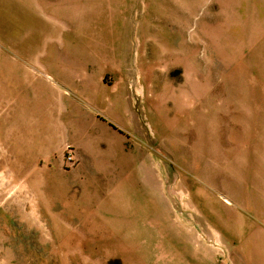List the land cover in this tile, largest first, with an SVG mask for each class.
<instances>
[{"label":"rangeland","instance_id":"1","mask_svg":"<svg viewBox=\"0 0 264 264\" xmlns=\"http://www.w3.org/2000/svg\"><path fill=\"white\" fill-rule=\"evenodd\" d=\"M31 1L0 10V264H240L218 212L264 229V0ZM11 34L91 51L90 88L27 91Z\"/></svg>","mask_w":264,"mask_h":264},{"label":"crops","instance_id":"2","mask_svg":"<svg viewBox=\"0 0 264 264\" xmlns=\"http://www.w3.org/2000/svg\"><path fill=\"white\" fill-rule=\"evenodd\" d=\"M15 2L21 3L25 10H41L40 12L42 15L50 18V15H45L43 10L44 7L50 8V5L44 4V2H42L41 4L43 5L35 6L36 3L31 0H9L7 7H4L3 5L1 6L0 4L1 15H3V10L6 8L9 10V16L12 17V4ZM16 12L20 13L17 10ZM11 19L12 22H15L13 17ZM22 20L23 18L19 17L18 15L16 20L18 21V25L28 23L27 21L23 22ZM31 32L32 31L29 33ZM12 40L11 53L17 59L14 67L16 68V71L22 75L20 78L18 77V81L22 84V86L24 85L27 88V91L44 94L47 92L42 91L47 90L50 92L49 94L53 98L57 99L58 97L62 99L63 94L61 91L63 88L66 90L69 89L71 91L74 90L76 92V89L79 87V83L81 86L90 88L91 78H89L90 76L86 74V71L89 66H98L100 61L98 60L97 56L88 49L54 50L46 46L43 50L34 55L32 49H27L25 53L20 52V46L16 44L13 35ZM39 74H43V76ZM142 94H144V91ZM66 100L71 104V108L73 110L79 109L74 101L76 100L74 97H69ZM63 124L68 128L75 125V122L74 120L68 119L66 121L64 120ZM63 124L62 120H59L56 125L63 126ZM68 148H70L74 153V157L77 160L75 164L77 165L78 159L75 155L76 149L74 145L66 144L64 148L65 153H67ZM65 164L67 165L66 162ZM209 177L210 181L214 183L212 174H210ZM230 202V199L224 198V202L219 205L218 213L219 224L221 227L220 230H217L219 235V243L225 245L232 244L236 248L242 246L241 253H243L245 257L240 264H264V229L257 225H253L250 221L245 219L236 208L228 205ZM223 206L225 208H231L233 212H235V215L228 214L227 210L223 211ZM240 224L242 226L241 235H239V232H241L239 231Z\"/></svg>","mask_w":264,"mask_h":264},{"label":"built area","instance_id":"3","mask_svg":"<svg viewBox=\"0 0 264 264\" xmlns=\"http://www.w3.org/2000/svg\"><path fill=\"white\" fill-rule=\"evenodd\" d=\"M66 163L70 165H73L75 163L74 153L70 148H68L66 153Z\"/></svg>","mask_w":264,"mask_h":264}]
</instances>
